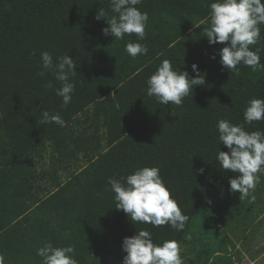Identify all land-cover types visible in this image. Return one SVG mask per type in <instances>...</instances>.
<instances>
[{
	"label": "trees",
	"instance_id": "obj_1",
	"mask_svg": "<svg viewBox=\"0 0 264 264\" xmlns=\"http://www.w3.org/2000/svg\"><path fill=\"white\" fill-rule=\"evenodd\" d=\"M212 2L142 0L136 7L149 17L144 39L131 34L117 40L103 34L104 19H95L99 8L106 19L113 15L109 0H0L5 264H43L37 249L45 242L73 246L78 264H123V239L141 229L157 245L192 241L198 250L189 264H233L227 243H211L202 228V221L207 227L214 222L217 204L231 192L229 180L238 175L216 160L218 151H228L218 139L217 122L264 131V120L247 124L243 115L251 99H264V67L253 71L241 64L238 73L222 68L219 51L225 44L210 45L204 31ZM200 20L206 23L195 27ZM259 27L261 38L250 49H260L264 64V24ZM130 42L146 45L148 53L129 56ZM42 52L54 63L68 55L76 65L67 106L56 95L62 84L52 72L39 75ZM165 59L190 77L193 64L204 74L205 84L195 86L181 106L147 95L146 81ZM42 110L59 113L64 126L41 124ZM40 151L48 153L46 163L35 155ZM72 158L85 160L87 167L76 171ZM143 167L159 168L171 197L189 217L182 231L132 222L115 208L108 179Z\"/></svg>",
	"mask_w": 264,
	"mask_h": 264
},
{
	"label": "clouds",
	"instance_id": "obj_2",
	"mask_svg": "<svg viewBox=\"0 0 264 264\" xmlns=\"http://www.w3.org/2000/svg\"><path fill=\"white\" fill-rule=\"evenodd\" d=\"M110 10L113 13L106 19V12L99 8L95 19H104L108 27L102 29L105 36L111 35L121 40L125 35L135 34L138 39H144L147 12H141L136 6L142 0H109ZM208 27L204 29L208 43L225 44L220 49V61L224 70L239 72V65L255 71L264 67L260 62V49H250L261 38L259 25L264 24V0H214L210 4V17ZM206 23L200 20L195 27ZM129 56L146 55V45L130 42L125 46ZM34 54V53H33ZM215 58L214 56L212 57ZM40 76L46 71L52 72L55 79L62 86L56 89V95L62 98L63 106L72 100L75 85L70 82V76H75L76 65L68 55L53 62L48 52L41 53ZM195 74L190 77L187 71H176L172 62L165 59L157 70L147 79V95L154 96L163 105L175 104L181 106L183 98L192 93L195 86L204 85V74L198 66H191ZM52 87L51 82L47 85ZM41 124L55 123L64 126V120L59 113L50 114L46 110L40 112ZM244 122L264 120V99L254 98L248 102L244 111ZM218 139L228 151H218L216 160L222 169L238 173L229 180L230 191L239 192L240 199L249 197L250 192L264 181L258 173L264 172V131L248 132L244 125H234L227 119L217 122ZM203 172V169L199 170ZM158 167H143L132 174L120 179L109 178L108 184L115 193L117 205L132 222L151 224L154 227L170 225L176 231L185 228L189 217L182 214L180 207L171 197L169 189L165 186ZM255 199L254 196L251 197ZM211 203V201H209ZM122 250L127 253L123 264H183L181 249L176 240H166L162 244H155L152 234L141 229L131 237H125ZM73 246L54 247L52 243L45 242L37 249V255L43 258V264H78L73 258ZM0 264H5V257L0 254Z\"/></svg>",
	"mask_w": 264,
	"mask_h": 264
},
{
	"label": "rangeland",
	"instance_id": "obj_3",
	"mask_svg": "<svg viewBox=\"0 0 264 264\" xmlns=\"http://www.w3.org/2000/svg\"><path fill=\"white\" fill-rule=\"evenodd\" d=\"M47 154L45 151L35 153L44 163L48 161ZM72 161L76 163V171L87 167L83 159L72 158ZM59 173L65 176L62 171ZM258 175L264 181V172ZM62 176L60 182H64ZM239 196V192L227 193L224 197L227 200L217 204L214 222L207 227L202 221V228L208 230L207 237L211 243H227L233 264H264V182L258 184L249 197L240 199ZM179 245L183 264H189L198 246L192 241H184Z\"/></svg>",
	"mask_w": 264,
	"mask_h": 264
}]
</instances>
